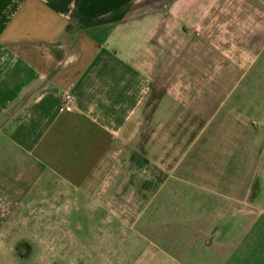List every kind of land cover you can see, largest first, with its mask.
Masks as SVG:
<instances>
[{"label": "crops", "instance_id": "1", "mask_svg": "<svg viewBox=\"0 0 264 264\" xmlns=\"http://www.w3.org/2000/svg\"><path fill=\"white\" fill-rule=\"evenodd\" d=\"M137 156L205 229L178 259L264 264V0H0V189Z\"/></svg>", "mask_w": 264, "mask_h": 264}, {"label": "rangeland", "instance_id": "2", "mask_svg": "<svg viewBox=\"0 0 264 264\" xmlns=\"http://www.w3.org/2000/svg\"><path fill=\"white\" fill-rule=\"evenodd\" d=\"M3 171L0 264H187L178 257L189 247L203 250L173 242L205 229L181 227L188 222L171 212L179 197L158 196L165 174L138 156L83 188L39 170L12 179L22 175L11 164Z\"/></svg>", "mask_w": 264, "mask_h": 264}, {"label": "built area", "instance_id": "3", "mask_svg": "<svg viewBox=\"0 0 264 264\" xmlns=\"http://www.w3.org/2000/svg\"><path fill=\"white\" fill-rule=\"evenodd\" d=\"M63 108L68 112L75 111L76 95L71 88H64L61 92Z\"/></svg>", "mask_w": 264, "mask_h": 264}]
</instances>
